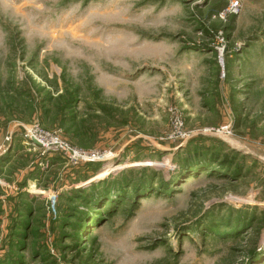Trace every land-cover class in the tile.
<instances>
[{"label":"rangeland","instance_id":"374dc122","mask_svg":"<svg viewBox=\"0 0 264 264\" xmlns=\"http://www.w3.org/2000/svg\"><path fill=\"white\" fill-rule=\"evenodd\" d=\"M224 3L0 0V264H264V0Z\"/></svg>","mask_w":264,"mask_h":264},{"label":"built area","instance_id":"2783aa9c","mask_svg":"<svg viewBox=\"0 0 264 264\" xmlns=\"http://www.w3.org/2000/svg\"><path fill=\"white\" fill-rule=\"evenodd\" d=\"M241 9L242 0H229L228 5L221 10L218 15L221 18H224L227 15H239ZM27 137L33 144H35L34 141H36L43 149L56 153L62 150L63 152H68L70 154V158L72 159H81L79 157V151L74 150L69 147L68 144L63 143L59 136L54 133H49L39 126H32L27 131Z\"/></svg>","mask_w":264,"mask_h":264},{"label":"trees","instance_id":"16d2710c","mask_svg":"<svg viewBox=\"0 0 264 264\" xmlns=\"http://www.w3.org/2000/svg\"><path fill=\"white\" fill-rule=\"evenodd\" d=\"M225 6H226L225 3L222 4V5H220V7H219L218 10H217V13L220 12L221 10H223V9L225 8ZM218 14H219V13H218Z\"/></svg>","mask_w":264,"mask_h":264},{"label":"water","instance_id":"95a60500","mask_svg":"<svg viewBox=\"0 0 264 264\" xmlns=\"http://www.w3.org/2000/svg\"><path fill=\"white\" fill-rule=\"evenodd\" d=\"M34 143H35L36 145H38V143H37L36 141H34Z\"/></svg>","mask_w":264,"mask_h":264}]
</instances>
